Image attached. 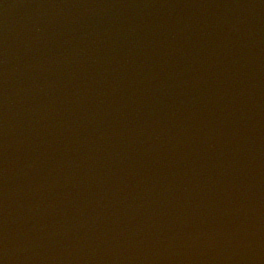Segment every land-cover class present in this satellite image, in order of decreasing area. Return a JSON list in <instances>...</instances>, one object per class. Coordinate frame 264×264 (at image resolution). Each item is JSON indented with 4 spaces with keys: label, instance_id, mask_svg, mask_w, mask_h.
Listing matches in <instances>:
<instances>
[{
    "label": "water",
    "instance_id": "1",
    "mask_svg": "<svg viewBox=\"0 0 264 264\" xmlns=\"http://www.w3.org/2000/svg\"><path fill=\"white\" fill-rule=\"evenodd\" d=\"M0 264H264V0H0Z\"/></svg>",
    "mask_w": 264,
    "mask_h": 264
}]
</instances>
